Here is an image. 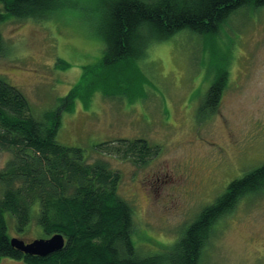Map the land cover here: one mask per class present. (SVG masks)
<instances>
[{"label":"rangeland","instance_id":"obj_1","mask_svg":"<svg viewBox=\"0 0 264 264\" xmlns=\"http://www.w3.org/2000/svg\"><path fill=\"white\" fill-rule=\"evenodd\" d=\"M103 2L64 0L51 18L0 24V78L23 92L38 117L76 90L58 141L119 173L118 193L134 209L135 245L144 256L156 255L181 239L233 180L264 164V7L240 8L213 36L185 30L155 42L105 78ZM219 69L228 72L221 103L200 115ZM120 140L160 150L143 162L125 155ZM101 143L112 150L96 152ZM8 158L0 153V168ZM8 227L27 243L43 238L35 222L19 233L9 218ZM199 264H264V191L242 199L215 225Z\"/></svg>","mask_w":264,"mask_h":264},{"label":"trees","instance_id":"obj_2","mask_svg":"<svg viewBox=\"0 0 264 264\" xmlns=\"http://www.w3.org/2000/svg\"><path fill=\"white\" fill-rule=\"evenodd\" d=\"M63 4L64 0H0V24L48 19ZM103 4L100 31L106 48L100 66L106 78L115 67L142 58L155 42L185 30L213 36L234 12L244 6L264 7V0H104ZM59 65L68 66L63 61ZM227 81V70L219 69L200 106V115L215 113ZM106 92L103 91L105 96H114ZM76 99L73 89L60 99L62 105L58 109L38 117L23 92L0 78V153L9 155L0 168V261L7 258L13 262L10 264H199L215 225L242 199L264 191L263 164L233 180L172 246L160 254L144 256L134 242L133 206L118 193L119 173L105 160L90 162L83 149L58 141L62 113L71 112ZM119 142L125 146V155L138 154L143 162L147 154H158L160 150L144 140ZM95 148L96 152L112 150L109 143ZM9 218L19 233L26 232L35 222L42 228L44 239L63 236L64 247L46 257L19 251L11 244Z\"/></svg>","mask_w":264,"mask_h":264},{"label":"water","instance_id":"obj_3","mask_svg":"<svg viewBox=\"0 0 264 264\" xmlns=\"http://www.w3.org/2000/svg\"><path fill=\"white\" fill-rule=\"evenodd\" d=\"M11 244L14 248L26 254L46 257L60 251L64 247L65 240L61 235H54L47 239H34L28 243L19 238H13Z\"/></svg>","mask_w":264,"mask_h":264}]
</instances>
